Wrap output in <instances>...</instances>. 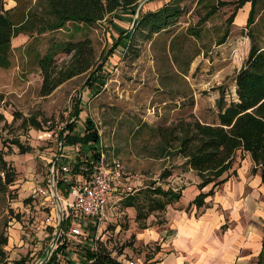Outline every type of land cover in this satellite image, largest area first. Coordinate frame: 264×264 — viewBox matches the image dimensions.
I'll use <instances>...</instances> for the list:
<instances>
[{"label": "rangeland", "instance_id": "rangeland-1", "mask_svg": "<svg viewBox=\"0 0 264 264\" xmlns=\"http://www.w3.org/2000/svg\"><path fill=\"white\" fill-rule=\"evenodd\" d=\"M160 1L162 5L158 0L146 3L139 16L155 13L163 6L177 8L179 16L166 30L150 35L141 25L132 26V11L126 16L121 12L112 14L81 29L67 23L63 29L49 31L43 28L53 16L45 1L0 0V12L15 24L9 66L0 67V114L5 120L0 130V152L14 171V182L0 193V237L7 238L0 263L29 254L40 242L33 214L27 211L29 195L46 179L51 153L55 151V143L46 134H58L73 122L76 109L81 110L79 122L88 117L93 124L97 141L90 153L92 157L97 155L98 159L104 157L109 163L121 164L119 189L125 196L146 184L165 188L172 179L164 181L160 176L169 169L173 175L174 166L178 167V177L184 173L182 170L190 169L182 165V158H159L157 127L191 118L203 124H217V101H237L234 77L250 48L245 27L251 3L245 2L235 11L239 0ZM213 8L214 12L207 15ZM233 13V21L228 23ZM252 29L262 44L264 0H256ZM128 31L133 33L132 38L125 42L120 36ZM85 38L91 41L96 66L105 63L95 74L96 84L91 89L86 87L91 77L86 73L41 96L42 76L36 56L44 55L52 41ZM117 40L120 45L108 57ZM56 60L57 65L63 66L69 57L59 54ZM30 122L39 123L40 129ZM14 141L29 150L20 153ZM239 158L238 151L234 167ZM194 174L192 171L184 179L190 182ZM227 174L231 176V171ZM153 215L146 224L155 222ZM131 216L123 210L121 201L115 206L112 218L121 230L117 235L110 233L104 245L111 257L124 255L123 249L132 247L130 236L138 230L131 228L138 229V225ZM136 250L133 258L138 257Z\"/></svg>", "mask_w": 264, "mask_h": 264}, {"label": "trees", "instance_id": "trees-1", "mask_svg": "<svg viewBox=\"0 0 264 264\" xmlns=\"http://www.w3.org/2000/svg\"><path fill=\"white\" fill-rule=\"evenodd\" d=\"M43 1L53 16L51 21L45 23L43 29L57 31L65 28L67 23H73L79 29L89 27L121 10L132 11L134 14V10L141 0ZM152 1L154 0L150 2ZM245 2L251 3L245 27L248 30L247 37L250 41V48L247 58L234 77L237 101L229 104H225L222 99L217 101L219 110L217 124H203L191 118L155 129V134L161 143L159 158L172 156L184 159L185 165L200 179L199 189L212 185L206 195L200 193L192 202L197 207L203 206L204 199L212 194L214 187L226 181L223 176L232 169L238 151L242 156L243 154L249 156L253 164L251 172L255 174L259 171L264 182V40L262 44H259L255 31L252 29L256 16V0H239L235 11ZM214 10L215 8L210 9L207 15H211ZM178 16L177 8L163 6L155 13H145L139 16L135 25H141L142 28L148 29V34L152 35L166 30ZM234 16L233 13L229 17L228 23H232ZM132 34L131 31L125 32L120 36V39L130 42ZM14 35L15 24L9 16L0 12V67L2 68L9 66L8 54ZM119 43H121L120 40L115 42L114 47L108 51V57L120 45ZM59 54L69 57V61L63 66L56 64V56ZM36 64L42 76L40 95L47 96L65 81L86 73L91 74L86 82V87L91 89L96 84L95 74L103 68L105 63L101 62L96 66L91 41L85 38L79 41L71 39L52 41L44 55L36 56ZM79 113L80 110L76 109L74 120L78 118ZM4 121L3 115L0 114V130ZM73 123L70 122L64 129L71 132ZM30 125L40 129L39 123L32 122L31 124L30 122ZM85 126L87 131L93 130V124L88 117L85 119ZM91 138L94 142L97 141L94 131ZM12 143L17 146L20 153L29 150V148H23L18 141ZM94 159L98 160L97 155ZM168 175L164 172L160 177L164 178ZM13 182L14 171L0 152V193H4V188ZM151 187L145 192L142 201L129 199L124 202L125 207L135 209L137 219L145 218L152 210L162 211L169 202L179 198V194L172 190L164 191L160 187ZM5 244L6 238L0 237V247ZM105 249L106 246L101 242L96 252L87 250L84 256L85 262L93 260L95 264H116V260L110 258ZM24 262L25 259L21 258L14 261L13 264H24Z\"/></svg>", "mask_w": 264, "mask_h": 264}, {"label": "crops", "instance_id": "crops-1", "mask_svg": "<svg viewBox=\"0 0 264 264\" xmlns=\"http://www.w3.org/2000/svg\"><path fill=\"white\" fill-rule=\"evenodd\" d=\"M158 3L162 5L161 1ZM120 12L125 16L129 14V11L121 10L113 15ZM80 113L76 120L73 119L71 132L63 128L51 140L55 143V151L51 153L48 175L43 184L35 188L48 185L51 169L54 167L58 174L55 189L60 204L65 200H71L68 195L69 187L59 173L61 166L69 165L73 169L71 176L75 180L77 164L95 160L90 154L95 149V142L91 138L93 131L86 129L87 117L83 122H79ZM80 153L84 154L83 157ZM181 163L185 165V160L182 159ZM185 167L188 169V166ZM252 167L249 156L247 154L242 156L240 153L236 167L233 164L230 170L231 176L227 173L223 176L226 181L214 187L212 194L204 199L202 207H197L192 202L200 193L206 195L212 185L199 189L200 180L196 174L194 180L186 181L184 176L190 175L192 171L184 169L182 170L184 173H180L178 177L176 166L173 175L169 169L165 172L169 175L162 177L164 181L169 177L172 179L165 188L146 184L136 189L133 194L110 197L109 206L121 201L123 210L131 213L132 222L138 225V229L131 228V231H138L133 232L134 236H130L133 244L131 249L130 247L123 249L124 256L137 261L138 264H264V182L259 171L255 174L251 172ZM151 186L160 187L164 191L172 190L179 194V198L169 202L162 211L152 210L145 218L137 219L135 209L125 207L124 202L129 199L142 201L145 192L152 188ZM42 203V199L36 202L28 200L27 203V211L33 214L32 222L35 224L40 242L29 254L26 253L14 261L24 258V264H35L46 253L52 239V231L58 225V210L55 203L52 206L48 201L44 205ZM151 215L155 222L146 224ZM47 218L50 220L48 224L45 223ZM114 223L115 220L110 218L106 228L101 229L102 235L106 232L102 237L104 245L109 239L108 236H111L110 233L117 235L121 230L120 226L117 227ZM67 226L66 222L61 223L58 247L45 264H95L93 260L85 262L84 257L87 250L91 251V240L84 236H72ZM82 239L86 240L85 245H82ZM6 245L7 238L6 244L1 246L0 259L4 257L3 248ZM139 247L143 249L140 250ZM135 249L138 252L137 258L132 257ZM14 261L0 264H13Z\"/></svg>", "mask_w": 264, "mask_h": 264}, {"label": "built area", "instance_id": "built-area-1", "mask_svg": "<svg viewBox=\"0 0 264 264\" xmlns=\"http://www.w3.org/2000/svg\"><path fill=\"white\" fill-rule=\"evenodd\" d=\"M48 140H53L55 135L52 132L46 134ZM62 145L60 144L61 151ZM76 179L72 178L73 169L69 165L61 166L59 173L63 182L68 188V195L71 200H65L60 204L56 193V181L58 174L54 167L51 169L48 185L35 189L29 196L30 201L36 202L42 199L44 205L49 202L58 210V225L52 231V239L48 245L45 255L35 264H45L57 249L58 240L61 233V223H67L69 233L74 237L84 236L91 240V251L98 250L99 243L102 242V228H106L109 219L113 216L115 206L118 202L109 206V199L113 195H124L121 187L120 177L122 166L117 161L107 162L104 157L98 160L87 161L77 164ZM128 195V194H127ZM50 220L47 218L45 223ZM86 240L82 239V245ZM118 264H138L137 261L126 258L124 255L110 256ZM92 261V260H91Z\"/></svg>", "mask_w": 264, "mask_h": 264}, {"label": "water", "instance_id": "water-1", "mask_svg": "<svg viewBox=\"0 0 264 264\" xmlns=\"http://www.w3.org/2000/svg\"><path fill=\"white\" fill-rule=\"evenodd\" d=\"M150 1H151V0H141V1L138 3V5L136 6V8H135V10H134V18H133L132 26L135 25V23H136V21H137V18L139 17V13H140L142 7H143L146 3L150 2ZM158 1H160V0H158Z\"/></svg>", "mask_w": 264, "mask_h": 264}]
</instances>
